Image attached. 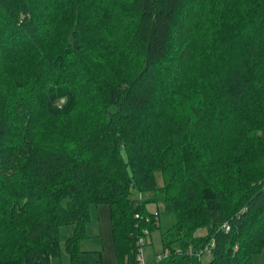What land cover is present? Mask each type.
<instances>
[{"label": "trees", "instance_id": "trees-1", "mask_svg": "<svg viewBox=\"0 0 264 264\" xmlns=\"http://www.w3.org/2000/svg\"><path fill=\"white\" fill-rule=\"evenodd\" d=\"M161 205L154 264L264 254V0H0V264H86L94 206L142 264Z\"/></svg>", "mask_w": 264, "mask_h": 264}, {"label": "rangeland", "instance_id": "rangeland-1", "mask_svg": "<svg viewBox=\"0 0 264 264\" xmlns=\"http://www.w3.org/2000/svg\"><path fill=\"white\" fill-rule=\"evenodd\" d=\"M159 185H162L160 178ZM149 210L152 213H157L158 211L155 204L149 205ZM159 210L161 211L159 222L160 228L153 231L149 238V242L143 248V264H154V262L164 253L162 232L170 229L176 222L174 215L163 212V205L160 206ZM92 213V220L87 227V237L80 244V250L82 252L81 261L86 264H118L114 249L110 208L108 206H94L92 207L91 214ZM70 228L74 227L69 226L62 229L61 254L60 256L53 258L51 264H63V262L65 264H71L65 244L66 239H68L73 233V229ZM88 230L90 235L88 234ZM198 235L205 236L207 235V231L202 229L198 232ZM204 260L209 261L210 258L208 257ZM253 262V264H264L263 255H255L253 257Z\"/></svg>", "mask_w": 264, "mask_h": 264}, {"label": "built area", "instance_id": "built-area-1", "mask_svg": "<svg viewBox=\"0 0 264 264\" xmlns=\"http://www.w3.org/2000/svg\"><path fill=\"white\" fill-rule=\"evenodd\" d=\"M228 230H229V228H227ZM140 245H141V247H142V251H143V248H144V246L146 245V240L144 239V238H141V240H140ZM142 251H141V261H143L142 260ZM142 264H143V262H142Z\"/></svg>", "mask_w": 264, "mask_h": 264}, {"label": "crops", "instance_id": "crops-1", "mask_svg": "<svg viewBox=\"0 0 264 264\" xmlns=\"http://www.w3.org/2000/svg\"><path fill=\"white\" fill-rule=\"evenodd\" d=\"M92 216H93V213H92ZM63 229H64V228H63ZM70 229H73V233H74V228H70ZM71 232H72V231H71ZM71 232H70V233H71ZM73 233H72V235H73ZM88 234L90 235L89 230H88ZM72 235H71V236H72ZM61 236H62V233H61ZM71 236H70V237H71ZM66 240H67V239H66ZM114 249H115V248H114ZM261 255H263V259H264V254H261ZM254 260H255V259H254ZM52 263H53V262H52ZM253 263H254V262H253ZM63 264H65V263L63 262Z\"/></svg>", "mask_w": 264, "mask_h": 264}]
</instances>
